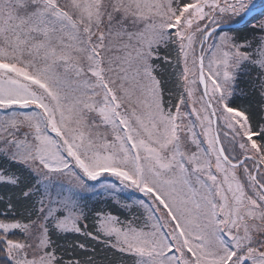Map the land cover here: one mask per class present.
Returning <instances> with one entry per match:
<instances>
[{
    "label": "snow or ice",
    "instance_id": "6c2138e0",
    "mask_svg": "<svg viewBox=\"0 0 264 264\" xmlns=\"http://www.w3.org/2000/svg\"><path fill=\"white\" fill-rule=\"evenodd\" d=\"M0 264H264V0H0Z\"/></svg>",
    "mask_w": 264,
    "mask_h": 264
}]
</instances>
